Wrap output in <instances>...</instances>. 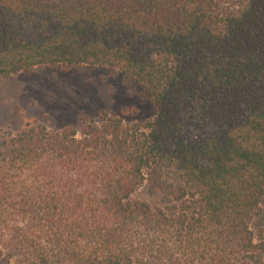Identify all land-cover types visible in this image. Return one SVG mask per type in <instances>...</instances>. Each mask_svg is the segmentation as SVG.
<instances>
[{
    "label": "trees",
    "instance_id": "obj_1",
    "mask_svg": "<svg viewBox=\"0 0 264 264\" xmlns=\"http://www.w3.org/2000/svg\"><path fill=\"white\" fill-rule=\"evenodd\" d=\"M56 65L154 115L3 129L0 264H264V0H0V79Z\"/></svg>",
    "mask_w": 264,
    "mask_h": 264
},
{
    "label": "rangeland",
    "instance_id": "obj_2",
    "mask_svg": "<svg viewBox=\"0 0 264 264\" xmlns=\"http://www.w3.org/2000/svg\"><path fill=\"white\" fill-rule=\"evenodd\" d=\"M136 112V119L154 115L143 87L122 71L108 66H44L0 79V132L16 131L35 120L50 126L80 125L82 116L101 111ZM135 196L153 206H165L172 197L153 183H144ZM264 227V207L252 222Z\"/></svg>",
    "mask_w": 264,
    "mask_h": 264
}]
</instances>
